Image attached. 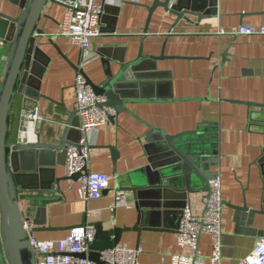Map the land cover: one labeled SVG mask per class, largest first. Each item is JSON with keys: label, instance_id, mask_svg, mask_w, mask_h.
Instances as JSON below:
<instances>
[{"label": "crops", "instance_id": "0c3cea01", "mask_svg": "<svg viewBox=\"0 0 264 264\" xmlns=\"http://www.w3.org/2000/svg\"><path fill=\"white\" fill-rule=\"evenodd\" d=\"M154 1L99 0L104 9L102 36L93 40L91 49L98 57L84 67L91 80L102 81L107 65L119 68L118 61L136 59L141 49L143 54L165 56L157 63L161 84H165L154 91L162 99L156 96L128 104L127 112L114 122L86 134L91 150L88 168L108 174L112 178L110 188L95 201L81 199L79 180L65 179V155L62 164L43 167L42 174L39 170L31 174L37 189L20 191V204L23 212L29 206L45 204L46 227L53 230L35 233L34 238L40 241L61 240L87 222L101 223L105 231L131 228L137 222L136 202L132 192L122 193L120 188L129 187L130 177L147 167L149 149L161 150V139L155 136L151 143L147 140L153 128L165 135L180 136L176 141L180 147L200 145L216 157L218 165L212 171L222 178V198L226 203L222 213V264H237L251 255L257 241L264 237V181L257 163L264 157V36H230L222 32L241 26L264 27V0H209L207 11L212 15L201 21L193 18V23L177 21L162 7L150 13ZM58 2L47 7V17L39 24L44 34L37 39V45L50 59L41 79V97L39 101L16 97L10 127L13 144L20 143L24 112L31 106L45 121L28 143L59 145L67 134L68 143L76 145L83 137L74 88L83 54L60 35L66 10ZM0 11L16 18L22 14L5 0H0ZM9 51L8 45H0V87ZM174 164L182 167L179 174L191 180L199 193L183 201L165 202L163 198H174L177 192L169 190L165 195L151 190L142 194L140 201L175 206L178 211L189 202L192 213L201 215L205 185L198 182L192 168L186 170L182 163ZM186 183L182 178L178 187H188ZM244 206L247 210L241 209ZM179 222L178 217H171L161 230L125 232L121 243L143 250L141 264H170L172 254L189 253L177 247ZM159 225V221H145L146 229ZM211 247V237L203 235L199 244L202 264H209Z\"/></svg>", "mask_w": 264, "mask_h": 264}, {"label": "water", "instance_id": "95a60500", "mask_svg": "<svg viewBox=\"0 0 264 264\" xmlns=\"http://www.w3.org/2000/svg\"><path fill=\"white\" fill-rule=\"evenodd\" d=\"M5 1L21 10L22 14L20 18H16L0 11V45L10 47L6 60V71L0 87V264H36L37 257L30 238L35 233L53 229L46 227L45 204L40 203L36 207L29 206L27 211L23 212L20 204L23 198L19 192L37 189L31 181L33 177L31 174L38 170L42 174L43 167L53 168L55 165L62 164L70 143L65 134L59 145L40 141L24 145L13 144L10 127L17 96H25L35 101L40 100L41 79L50 59L37 45V39L44 34L39 24L44 17H47L46 9L50 4H54L55 0ZM58 1L62 3L64 0ZM208 3L209 0H177L176 4L169 8V0H155L150 13L162 7L166 12L175 16L177 21L183 19L187 23H193V18L197 17L201 21L212 15L207 11ZM163 58H165L164 55L156 57L143 54L141 49L136 59L127 62L118 61L119 68L107 65L102 81L95 82L84 74L94 93L106 98L107 102L104 106L116 110L117 115L111 117L110 123L114 122L121 113L127 112L128 104L141 103L145 99H152L156 96L162 99L154 91L156 86L161 87L165 84H161L157 72V63ZM155 136L163 143L161 150L153 152L149 149L150 157L147 167L140 170L134 177H130L129 187L120 188L122 193H133L137 222L131 228L114 227L108 231L103 229L101 223L94 224L96 240L89 247L88 258L96 264H103L100 253L112 250L120 244L123 233L135 231L140 234L143 230H161L164 226L166 228L167 221L171 217H178L181 220L182 211L176 210L175 206L163 207L159 202L152 204L148 201L145 204L140 201L143 195L151 190L165 195L169 190L177 192L174 198L169 196L164 199L162 197L165 202L167 199L183 201L199 193L195 190L191 180L179 174L182 167L174 163L180 162L184 169L187 170V167H190L197 173L198 182L205 185L203 189L206 193L205 198H208L211 193L209 181L216 176L212 168L218 165L216 157L211 156L213 153L206 151L200 145L180 147L176 143L178 138H181L180 136L165 135L153 128L146 136L148 142L151 143ZM112 152L116 153L114 149ZM207 154L209 157L206 156ZM257 163L260 165V173L264 181V157L259 158ZM196 165L202 171L199 172L194 167ZM208 172H210L209 175ZM81 175L82 173H78L70 179H65H79ZM182 178L183 180L185 178L188 187L180 189L178 181ZM144 199L150 198L144 196ZM25 200H29V197ZM241 209L247 210V207L244 206ZM145 221L148 224L159 221L160 225L154 228L149 226L146 229ZM26 223L31 226L30 231L27 230ZM101 236H108L110 239L103 240Z\"/></svg>", "mask_w": 264, "mask_h": 264}, {"label": "built area", "instance_id": "2783aa9c", "mask_svg": "<svg viewBox=\"0 0 264 264\" xmlns=\"http://www.w3.org/2000/svg\"><path fill=\"white\" fill-rule=\"evenodd\" d=\"M177 0H169V8ZM65 17L61 26V36L67 38L71 45H76L83 54L82 64L75 76V110L81 120L80 131L83 137L76 145L67 147L66 172L67 178H72L82 173L78 179L82 185L79 196L85 201L100 199L105 191L110 188L111 177L103 172L90 171L88 168L91 150L86 141V134L98 130L110 123L115 117L116 110L104 106L105 97L97 96L85 79L84 67L98 56L91 52L94 39L102 36L100 27L104 14L103 5L99 0H64ZM224 35L236 36H264V27L241 26ZM58 37V36H56ZM55 37V38H56ZM54 38V39H55ZM23 130L20 132V143L28 144L29 137L35 135L45 121L40 116L36 107H28L24 112ZM211 193L205 200V208L201 215L192 213V207L186 202L182 208L181 220L177 229V247L188 250L189 253L172 254L170 264H202L203 257L199 251L200 240L203 235L211 237V257L209 264H222L223 258V207L222 198L223 182L217 173L210 181ZM89 217V216H88ZM28 231L31 226L26 223ZM94 224L87 222L70 231L65 238L40 241L31 237L32 246L36 253V264H96L88 258L89 247L96 240ZM254 252L240 260L237 264H264V237L260 238L253 250ZM141 248H129L125 244H118L112 250L100 253L103 264H141ZM87 257H83L86 256ZM164 262V259L162 260Z\"/></svg>", "mask_w": 264, "mask_h": 264}]
</instances>
